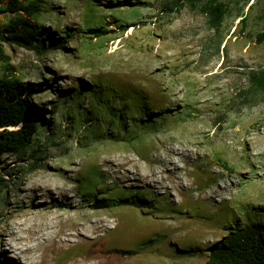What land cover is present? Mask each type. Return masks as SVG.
Instances as JSON below:
<instances>
[{
	"label": "rangeland",
	"instance_id": "obj_1",
	"mask_svg": "<svg viewBox=\"0 0 264 264\" xmlns=\"http://www.w3.org/2000/svg\"><path fill=\"white\" fill-rule=\"evenodd\" d=\"M34 1L41 54L2 43L37 132L25 155L0 154V264L16 263L2 247L24 213L68 200L105 213L93 248L110 264H207L232 228L264 223V95L241 94L264 69V0H230L218 33L172 0ZM131 154L106 174L104 158ZM146 154L153 182L139 179ZM64 179L72 199L52 189Z\"/></svg>",
	"mask_w": 264,
	"mask_h": 264
},
{
	"label": "trees",
	"instance_id": "obj_2",
	"mask_svg": "<svg viewBox=\"0 0 264 264\" xmlns=\"http://www.w3.org/2000/svg\"><path fill=\"white\" fill-rule=\"evenodd\" d=\"M9 1V4L0 7V13L14 14L11 18L8 16L6 23L0 26V62L3 64L0 76V154L23 156L33 148L37 124L30 119L35 111L28 103L30 87L15 75V68L10 64V58L2 43H10L41 54L44 49V34L38 22L43 20L37 19L41 5L36 1ZM229 1L172 0L171 3L165 1L163 4L169 11L175 6H188L192 11L204 15L208 26L218 33L229 9ZM255 41L264 42V29L255 35ZM48 44L56 45L55 49L62 47L61 44L54 43L53 39ZM247 82V88L241 94L264 95V69L250 70ZM40 119L43 120L42 117ZM1 172L0 169V192L7 182ZM103 202L104 200H100V203ZM207 264H264V223H249L232 228L210 247Z\"/></svg>",
	"mask_w": 264,
	"mask_h": 264
},
{
	"label": "bare ground",
	"instance_id": "obj_3",
	"mask_svg": "<svg viewBox=\"0 0 264 264\" xmlns=\"http://www.w3.org/2000/svg\"><path fill=\"white\" fill-rule=\"evenodd\" d=\"M141 83L142 87L150 89L151 86L148 83L143 80ZM149 146L151 149L154 148L152 145ZM106 159L104 158V162H100L106 167L107 175L115 174L120 169H125L126 166L137 165L132 154L111 160ZM143 159L148 165L139 179L141 182H153L152 178H157V175L153 173L150 166L155 163L156 159L150 158L148 154ZM172 163L174 162L172 161ZM125 170L127 171V169ZM48 177H55V175H48ZM67 182L65 179L58 180L59 187L55 185L52 189L59 190L72 199L70 193L73 191L68 187ZM104 187L105 185H102L99 188ZM45 189H47L46 186ZM52 189L50 188V190ZM53 190L50 191V194L53 193ZM67 204L69 207L63 211H29L24 213L22 221L14 225L16 231L9 234L13 238L6 239L7 241L2 247L3 251L13 253L11 256L15 259V264H110L112 261L105 251L100 252L93 248L102 239L101 236L94 237V234L106 224L105 213L102 212L104 218L102 217L101 220L95 217L97 214L95 212L80 210L81 207L78 203L68 200Z\"/></svg>",
	"mask_w": 264,
	"mask_h": 264
}]
</instances>
